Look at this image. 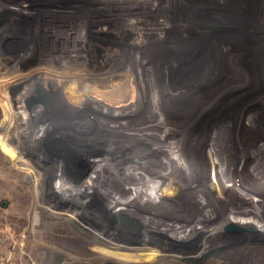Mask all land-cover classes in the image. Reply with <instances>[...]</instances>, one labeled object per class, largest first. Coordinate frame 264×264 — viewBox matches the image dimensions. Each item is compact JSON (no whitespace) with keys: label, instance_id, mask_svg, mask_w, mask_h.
<instances>
[{"label":"rangeland","instance_id":"1","mask_svg":"<svg viewBox=\"0 0 264 264\" xmlns=\"http://www.w3.org/2000/svg\"><path fill=\"white\" fill-rule=\"evenodd\" d=\"M121 81L126 89L116 87ZM43 85L48 105L35 102L29 109L26 102ZM98 97L103 103L92 113L118 135L116 145L130 148L144 137L164 149L163 159L180 145L191 151L192 142L203 140V155L215 164L210 174L199 167L193 176L208 178V192L175 190L168 170L133 168L104 151L88 152L87 160L74 156L66 145L81 134L92 137L78 127L87 119L82 107ZM49 114L57 124L49 138L58 149L45 141ZM232 133L243 151L235 153L219 139ZM59 140L66 144L60 147ZM81 175L102 178L151 211L136 220L102 211ZM258 199H264V0H0V261L264 264V203L248 214L240 211L241 218L224 219L232 203ZM153 212L169 214L180 234L188 225L198 228L195 233L199 227L214 232L236 219L255 226L229 225L206 241L169 239Z\"/></svg>","mask_w":264,"mask_h":264},{"label":"bare ground","instance_id":"2","mask_svg":"<svg viewBox=\"0 0 264 264\" xmlns=\"http://www.w3.org/2000/svg\"><path fill=\"white\" fill-rule=\"evenodd\" d=\"M141 28H143V26H141ZM138 30V29H137ZM136 33H137V31H135ZM78 41V40H77ZM149 59V58H148ZM143 61V60H142ZM145 62V61H144ZM142 64V63H141ZM142 66V65H141ZM131 70H132V68H131ZM136 71V70H135ZM140 72H141V70H139ZM130 72V71H129ZM134 71L132 70V72L131 73H133ZM130 73V74H131ZM150 73H148L147 75H149ZM154 75H156L155 73L153 74V76ZM152 74H151V80H152ZM155 83V82H154ZM133 84V83H132ZM157 84V83H156ZM66 85V84H65ZM124 86V87H123ZM39 87H41V94L42 95H44L45 97H48V91H49V88L46 86V85H43V86H39ZM116 87H118V88H122L123 87V89H126V87H127V81H121V85H118V86H116ZM115 87H113L112 88V90H117V89H114ZM112 90H111V92H112ZM118 91V90H117ZM157 91H159V90H157ZM118 93V92H117ZM120 93V92H119ZM170 93V92H169ZM159 94V93H158ZM37 95H38V93H37ZM99 100H102V97L100 98V97H98V100H96V101H90V102H87L86 104H89V103H91L92 105H89V106H87V107H82V108H84L85 110H87V112L86 113H84V115H86L85 117H87V119H86V121H81V122H83L82 123V126H79L78 128H79V133H82V132H84V133H90V134H92V137H87V139H86V136L84 135L83 137H81L82 136V134H81V136H79L78 138H76L75 139V141H74V143L72 144V142L69 144V145H66L67 146V148H69V149H71L72 150V152L74 153V156L75 155H77L78 157H80L81 158V156L84 158L86 155H87V153L88 152H90V154H92L93 155V153H99V151H104L105 153H106V155H108L107 156V158H110V157H112V158H117V159H119V160H124V161H127L128 163H131L130 165L133 167V168H137V169H145V170H149V171H151V172H153V173H155V172H160L161 171V169L163 168L164 170L166 169V170H168V171H166L167 172V174L166 175H168V176H166L167 177V179H169L170 181L172 180V179H175V180H173L172 181V186L174 185L175 187H173L175 190H180V191H186V190H188V191H190V192H192L191 194H206L208 191V189H206L207 188V186H205L206 185V182H207V180H208V178L207 177H205L204 176V179H201V178H196V177H194L193 176V174H194V170L195 169H198L199 167H203V173L204 174H210L211 173V171H212V169H213V165L215 164L214 162V164L212 163V160H211V158H210V156H207L206 154L205 155H203V153H204V149L203 148H206V144H204V142H203V140H198V139H196V141L195 142H192V145H193V147H192V150L191 151H188V149L186 150V146L187 145H184L183 147L180 145V147H175L176 148V150H175V155L172 153V155H173V157H172V155H169L168 154V152L166 153V154H168L167 156H165V158L167 159V160H165V158H161L160 159V157H162V153L164 152V149L163 148H161L158 144H149V143H147L146 141H144V137L143 138H141V140H140V142H138V145L137 144H135V145H133V147H130V148H128V146H126V145H116L115 143V140H116V136H118V135H115L114 133H112V131L110 132L109 130L111 129H109L108 128V126L106 125L105 126V122L103 123V121H104V119H100V120H97V117L95 116L96 114H99L97 111H95L94 113H92V111H94V110H96V107L97 106H99V104H101L102 105V101H99ZM124 100V99H123ZM122 100V101H123ZM35 102L36 103H42L41 101H39V100H37V98H36V96H32L27 102H26V106L27 107H29V109H30V107H31V105H32V107H34V104H35ZM82 104H84V103H82ZM156 105V104H155ZM154 105V106H155ZM160 106V105H159ZM104 107V106H103ZM156 107V106H155ZM158 107V106H157ZM155 108V109H158V108ZM81 108V109H82ZM161 108V107H160ZM164 108V107H163ZM162 108V109H163ZM80 108H79V110L80 111H82ZM83 109V110H84ZM89 109V110H88ZM149 109V108H148ZM84 110V111H85ZM77 113H79L77 110H75ZM149 111V110H148ZM170 112V111H169ZM171 114H172V112H170ZM174 113V112H173ZM104 114H107L106 112L104 113ZM176 114V113H175ZM73 115L74 116H76L75 115V113H73ZM179 115V114H178ZM47 116H49V120L46 122L45 121V123H43V125H45L46 126V128H45V137H46V143H49V147L51 148V149H53L54 148V146H55V148L54 149H58L59 147L55 144V140H54V138H53V141L51 140V138H49L50 137V135H51V133H52V129H56V126H57V124H56V122L54 123V121L56 120H54V117H52V115H47ZM52 118H53V120H52ZM45 120V119H44ZM79 123V122H78ZM250 123V122H249ZM157 124V123H156ZM162 124V123H161ZM159 125V124H158ZM166 125V124H165ZM177 125V124H176ZM183 125H188V122L186 121V123H184V124H178V128L180 127V126H183ZM190 125V124H189ZM64 126H66L65 124H63L60 128H64ZM137 126H139V124L137 125ZM140 126H142V125H140ZM139 126V127H140ZM161 126V125H160ZM237 127H238V125H236ZM72 127V126H71ZM154 127V126H153ZM157 127V126H156ZM162 127V126H161ZM170 127V126H169ZM234 127V126H233ZM236 127V128H237ZM251 127V126H250ZM51 128V129H50ZM141 128V127H140ZM147 128H149V129H146V128H144V130H146V131H144L146 134L147 133H150L151 131V129L152 128H150V127H147ZM166 128V127H165ZM173 128H175V127H173ZM183 128V127H182ZM65 129V128H64ZM138 129V131H139V128H137ZM156 129H159L158 127L156 128ZM164 129V128H163ZM163 129H159V130H163ZM107 130V131H106ZM112 130V129H111ZM182 130V129H181ZM98 131H105L104 132V134H99V133H97ZM132 131H134V130H129L127 133H126V135H131L132 133ZM141 131H143V130H141ZM157 132V131H156ZM108 133V134H107ZM163 133H164V136L165 135H167V134H169L170 133V130H169V128H168V130H163ZM88 134H87V136H88ZM159 134V133H158ZM171 134V133H170ZM169 134V135H170ZM80 135V134H79ZM102 135V136H101ZM133 135H135V134H133ZM149 135V134H148ZM210 135V134H209ZM132 136V135H131ZM138 136V135H137ZM158 136V135H157ZM116 137V138H115ZM134 137V136H133ZM115 138V139H114ZM149 138V137H148ZM202 138V137H201ZM120 139H124V138H120ZM152 139V138H151ZM221 141H223V143L222 144H224L225 143V145L226 144H230V147H232V149H233V151L236 153V152H239L240 151V149L242 150L243 149V144L241 145L240 144V142L237 140V138L233 135V133L232 134H230V136H228V137H223V138H219ZM125 140V139H124ZM188 142V141H187ZM51 143V144H50ZM59 144V146L61 147V145H62V143L63 142H60V140H59V142H58ZM65 143V142H64ZM63 143V144H64ZM101 143V146H98L99 144ZM178 143V142H177ZM221 143V142H220ZM54 144V145H53ZM66 144V143H65ZM71 144L73 145V146H71ZM180 144V143H179ZM183 145V144H182ZM224 145V146H225ZM57 146V147H56ZM151 146H152V148H151ZM228 146V145H227ZM226 146V147H227ZM213 148V147H212ZM228 148V147H227ZM225 149V148H224ZM231 149V148H230ZM251 149V148H250ZM256 149V148H255ZM255 149H252L253 151L255 150ZM258 149V148H257ZM196 150H197V153H196ZM214 150L215 151H217V153H220L219 152V146L217 147V146H215L214 147ZM223 149H221V151H222ZM252 150H249V155L250 154H253V153H255V151L253 152ZM125 151H128L127 153L128 154H125ZM172 151V150H171ZM207 151H208V149H207ZM210 151V150H209ZM243 151V150H242ZM134 152V153H133ZM224 152H225V150H224ZM233 152V153H234ZM73 153H69V155L68 156H70V154H71V156L73 155ZM141 153H144V154H146V156H144V158L146 157V158H149V159H143V157H142V155H141ZM207 153V152H206ZM223 153V152H222ZM221 153V154H222ZM227 152H225V154H226ZM232 153V152H231ZM233 153H232V155H233ZM235 153H234V155H235ZM65 154V153H64ZM165 154V153H164ZM163 154V155H164ZM211 154H212V150H211ZM229 154V153H228ZM258 154V153H257ZM65 155H67V154H65ZM213 155V154H212ZM217 155V154H216ZM231 155V156H232ZM233 155V156H234ZM240 156L238 153L236 154V156ZM52 156H55L56 157V155L54 154V155H52ZM226 156L228 157V155L226 154ZM238 156H237V160H238ZM73 157V156H72ZM170 157L171 158H173V161H171L170 160ZM215 157V156H214ZM233 159H234V157H232ZM236 158V157H235ZM240 158V157H239ZM259 158V157H258ZM262 158V157H261ZM85 159L87 160L88 159V157H85ZM162 161V164H161V162L159 161ZM222 159V158H221ZM224 159V158H223ZM262 160V159H261ZM260 160V161H261ZM155 161H157V162H155ZM228 161V160H227ZM227 161L225 160V162L227 163ZM236 162V161H235ZM240 162V161H239ZM219 163H221V160L219 161ZM224 163V162H223ZM235 164V163H234ZM239 164V163H238ZM217 165H219V164H217ZM221 165V164H220ZM219 165V166H220ZM223 166L222 167H226V165H225V163L224 164H222ZM233 165V164H232ZM241 165V164H240ZM263 165V164H262ZM82 166H87V164L85 163L84 165H81V167ZM172 166H175V168H173ZM258 166V165H257ZM261 166V165H260ZM140 167H143V168H140ZM232 167V166H231ZM230 167V168H231ZM236 168H237V166L234 168V170H233V174L235 173V175L236 174H240V173H236ZM258 168V167H257ZM78 169L79 168H77V170H76V173H77V171H78ZM202 169V168H201ZM220 169V168H219ZM219 169L217 170V171H219ZM222 169V168H221ZM256 169V168H255ZM262 169H263V167H262ZM223 170V169H222ZM221 170V171H222ZM258 170V169H257ZM102 171L103 170H100L99 171V175L100 176H103L102 175ZM259 171H261V170H259ZM187 172V173H186ZM193 172V173H192ZM217 173H219V172H217ZM248 173V172H247ZM78 174V173H77ZM222 174V173H221ZM220 174V175H221ZM231 174V173H230ZM153 175H155V174H152V176H151V178H153V180H157V182H158V180L160 181V179L161 178H159V177H161V176H153ZM211 175H213V174H211ZM180 176H182V177H180ZM207 176V175H206ZM216 176H219V175H216ZM221 176H223V175H221ZM78 177V176H77ZM174 177V178H173ZM177 177H180V179H178V181H176L177 180ZM211 177H214V176H211ZM234 177V176H233ZM246 177V176H245ZM81 178H83V179H85V181H86V186H84V188H85V191L89 194V197L90 196H92V197H90L92 200V202L93 203H95V204H97V205H99V207H101L102 208V211H105V212H109V213H112L113 212V214L114 215H117V216H119V215H121V216H126V217H128L129 219H132V220H136V217L139 215V217H142V218H144V217H147L148 216V214L147 213H149L148 212V210L149 209H147L146 207H144V206H141V205H139V204H137V203H135V202H132V201H130L129 199H127V197L129 196H122L121 194H120V192L118 193V191L117 190H115L113 187H112V185H107L106 183H104L100 178H94L93 179V181L91 182V181H88V179L87 178H85L84 177V175H81ZM112 178V177H111ZM159 178V179H158ZM216 177H214V180H216L215 179ZM220 178V177H219ZM87 179V180H86ZM164 179V178H163ZM237 179H239L238 177H237ZM234 180H236V178L234 179ZM166 181V180H165ZM181 181V182H180ZM218 181V180H217ZM237 181V180H236ZM109 182V181H108ZM156 182V181H155ZM161 182V181H160ZM223 182V181H222ZM221 182V183H222ZM213 183V182H212ZM221 183H219V184H221ZM93 184H96V186H94ZM110 184V183H109ZM210 184H211V182H210ZM237 184V183H236ZM212 185V184H211ZM222 185V184H221ZM233 185V184H232ZM218 186V185H217ZM223 186V185H222ZM221 186V187H222ZM237 187H238V185H237ZM113 188V189H112ZM90 191H91V193H90ZM231 191V190H230ZM237 191H239V189H237ZM178 192V191H177ZM242 192V191H241ZM237 193V192H236ZM124 194V193H123ZM219 194V193H218ZM242 194V193H241ZM253 194V193H252ZM199 195V196H200ZM220 195V197L219 198H222L221 196H223V195H221V194H219ZM218 196V195H217ZM242 196V195H241ZM250 196V195H249ZM129 197H131V196H129ZM207 197V196H206ZM215 197V196H214ZM248 197V196H247ZM252 197V196H251ZM250 197V198H251ZM223 198H225V197H223ZM242 198V197H241ZM249 198V197H248ZM262 198H263V196H262ZM131 199H132V197H131ZM180 199H181V197H180ZM230 200L231 199V197H230V199L229 198H225V200ZM220 200V199H219ZM224 200V201H225ZM232 200V199H231ZM259 200V201H258ZM258 200H256V202H255V200L254 201H250V202H248V203H245L246 205V207L244 206V204L243 205H241L242 204V201H239V202H235V203H232V205H231V207L228 209L229 211L226 213V215H225V217H224V219H228L229 217H231V216H236V218H241L239 215L237 216V214H239V212L241 211V212H243V210H245V213H244V215L248 212L249 213V211H252V210H255L258 206H259V204L260 203H264V199L260 202V199H258ZM140 201V200H139ZM230 202V201H229ZM142 203V202H141ZM220 203H222V202H220ZM226 204V203H225ZM117 205V206H116ZM223 205V204H222ZM208 206V205H207ZM249 206V207H248ZM113 207L114 208H117L116 210H117V213H115L114 211H112L111 209H113ZM226 209H227V207H226ZM225 209V210H226ZM114 210V209H113ZM138 211V213L136 212V216H134L133 215V213L135 212V211ZM119 211V212H118ZM149 211H151V210H149ZM247 211V212H246ZM240 212V213H241ZM154 214H152V216H154L157 220L159 219L160 221H161V227L159 226V228L161 229L160 231H163V232H167V237L169 238V239H172V234L173 235H176L174 238L175 239H177V238H179V239H186L187 241L188 240H197V241H200L201 239H203L204 241H206V239H210V237L213 235V234H217V233H219V232H221V231H224L225 229L224 228H226V226H229V225H232V226H234V227H240V228H247V227H249V226H255V223L254 222H252V221H244V219H243V221H240V220H238V219H236V220H229V221H227L226 223H225V225L223 226V227H220L219 225H217V227H216V229H215V231L214 232H210V231H208V229L209 228H207V229H205V228H201V227H199V233H195L194 232V229H196L197 227L195 226V225H188L186 228H187V233H184V234H180L179 232H178V230H177V226L176 225H172L171 224V222H175L174 220H171L170 218H167L168 216H169V214H168V216L166 217V214H165V216H163V215H160V214H157L156 212H153ZM247 213V214H248ZM234 214V215H233ZM242 214V213H241ZM250 214H252V213H250ZM256 214V213H255ZM151 215V214H150ZM210 215V214H209ZM247 216V215H246ZM252 216V215H251ZM256 216H257V214H256ZM247 217H250V215L249 216H247ZM174 218V217H173ZM144 219H146V218H144ZM143 219V220H144ZM177 219V218H176ZM192 219V218H191ZM163 220V221H162ZM179 220V219H178ZM252 220V219H251ZM147 221V220H146ZM149 221V220H148ZM187 221V220H186ZM190 221V220H189ZM145 222V221H144ZM194 223V222H193ZM204 223V222H203ZM177 224H178V222H177ZM156 225V224H155ZM173 227H172V226ZM198 225V224H197ZM143 226V225H142ZM196 227V228H195ZM220 228H222V229H220ZM150 229V228H149ZM153 229V228H152ZM157 229V228H156ZM198 229V228H197ZM211 229H212V227H211ZM227 229V228H226ZM210 230V229H209ZM149 231V230H148ZM195 231H197V230H195ZM153 232H156V233H153V234H155L156 236L158 235H162V232H159V231H153ZM194 232V233H193ZM161 233V234H160ZM164 234V233H163ZM155 236V237H156ZM190 236H191V238H190ZM164 237H166V236H164ZM177 237V238H176ZM162 239H163V237H162ZM160 240V239H159ZM158 240V242H160ZM170 242V241H169ZM169 242L167 241V243L169 244ZM162 246V245H161Z\"/></svg>","mask_w":264,"mask_h":264},{"label":"water","instance_id":"3","mask_svg":"<svg viewBox=\"0 0 264 264\" xmlns=\"http://www.w3.org/2000/svg\"><path fill=\"white\" fill-rule=\"evenodd\" d=\"M40 92H41V87L38 86V87L36 88V93H38V95H35L36 98H37V100L41 101L42 104H44L45 106L48 105L47 98H46L44 95H42ZM122 223H123V224H124V223L129 224V223H132V221H130V220H126V221H125V219H123Z\"/></svg>","mask_w":264,"mask_h":264},{"label":"built area","instance_id":"4","mask_svg":"<svg viewBox=\"0 0 264 264\" xmlns=\"http://www.w3.org/2000/svg\"><path fill=\"white\" fill-rule=\"evenodd\" d=\"M0 264H5V262L4 261H0ZM9 264V263H8Z\"/></svg>","mask_w":264,"mask_h":264},{"label":"clouds","instance_id":"5","mask_svg":"<svg viewBox=\"0 0 264 264\" xmlns=\"http://www.w3.org/2000/svg\"><path fill=\"white\" fill-rule=\"evenodd\" d=\"M151 195H153V197H155V192H152Z\"/></svg>","mask_w":264,"mask_h":264},{"label":"crops","instance_id":"6","mask_svg":"<svg viewBox=\"0 0 264 264\" xmlns=\"http://www.w3.org/2000/svg\"><path fill=\"white\" fill-rule=\"evenodd\" d=\"M65 185V184H64ZM66 186H67V184H66ZM71 193V192H70ZM72 194V193H71ZM74 196V195H73Z\"/></svg>","mask_w":264,"mask_h":264}]
</instances>
